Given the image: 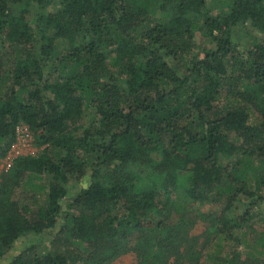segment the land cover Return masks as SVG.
<instances>
[{
	"label": "trees",
	"instance_id": "1",
	"mask_svg": "<svg viewBox=\"0 0 264 264\" xmlns=\"http://www.w3.org/2000/svg\"><path fill=\"white\" fill-rule=\"evenodd\" d=\"M211 2L0 0V160L20 124L46 146L1 176L0 264H114L131 253L136 264H203L188 203L223 205L208 217L216 242L254 230L264 38L244 46L241 29L264 35V0ZM198 30L213 48L197 50ZM89 171L65 211L71 181ZM242 197L247 208L231 218Z\"/></svg>",
	"mask_w": 264,
	"mask_h": 264
},
{
	"label": "rangeland",
	"instance_id": "2",
	"mask_svg": "<svg viewBox=\"0 0 264 264\" xmlns=\"http://www.w3.org/2000/svg\"><path fill=\"white\" fill-rule=\"evenodd\" d=\"M210 6L212 5L211 0H209ZM212 7V6H211ZM241 42L244 44V46L251 47L253 42L255 40L261 41V39L264 38V35L260 33L257 29L252 27L250 24L242 27L241 29ZM193 43L197 50H207L211 49L215 46L214 43H212L209 39L205 38L203 33L201 31L195 32V37L193 40ZM259 121V118L255 113H252L250 118V123L252 125L257 124ZM22 124L18 125L21 126ZM18 127L16 128L17 136L16 140L12 144L9 152L7 155L0 160V179L3 174H7L13 167L14 162L19 157H26V156H33L38 157L44 150L46 146H40L36 140V137L34 136L33 132L31 131L29 137H23L19 135ZM20 131V130H19ZM34 153V154H33ZM9 164H12V167L9 168ZM90 175L91 171L88 172V175L82 180L81 183L73 182L71 181L69 185V198H67V201L63 203L64 210H68V204L70 202V199L77 196L83 188H86L89 185L90 182ZM30 190V189H28ZM24 195L23 191H19L17 194V197H20ZM241 203L238 202L235 204V206L231 207L228 215L233 217H242V212L245 208H247L248 201L244 200V197L241 198ZM244 200V201H243ZM36 206L33 205V208ZM187 208L189 211L193 212L196 215H199V217L195 220V225L192 227L191 230V236L192 237H198V241L200 243L199 248L201 249L204 247V258H203V264H221L220 259L224 258L226 256L231 257H237L239 262L242 264V262H245L248 258L251 260L254 257H258L260 259V262L257 264H264V254L260 255V250L262 245L257 241L258 237L261 235V232L264 231V216H261V213L258 214L257 222H254L253 220L251 222L252 227L254 230H245V235L238 238L239 231H236L235 229H232L230 232L235 233V235L227 236L226 234H223L222 240L220 242H216V232L219 233V223L215 225L212 222V219H209L208 217L214 216L213 218H218L222 215V204H199V203H188ZM264 212V211H263ZM200 213L205 214L204 216H201ZM197 217V216H196ZM261 218L262 222H261ZM232 224L230 227L233 228ZM229 228V229H231ZM59 231V226L57 229L52 232L51 236H48V238L45 240L44 243L45 246H48L50 243V240L53 238V235L56 234V232ZM32 242L33 244L40 243V237H36L34 239H25L18 242L13 251L11 252V255H16L19 253L23 247L26 245H30ZM45 246H40V250H44ZM264 249V248H263ZM137 263V256L133 253L125 255L121 257L119 260H117L114 264H136ZM188 264V262H184ZM5 264V263H4Z\"/></svg>",
	"mask_w": 264,
	"mask_h": 264
},
{
	"label": "built area",
	"instance_id": "3",
	"mask_svg": "<svg viewBox=\"0 0 264 264\" xmlns=\"http://www.w3.org/2000/svg\"><path fill=\"white\" fill-rule=\"evenodd\" d=\"M18 132H19V135L20 136H23V137H26L27 136V137H29V135L31 133V130H30V128L27 125L22 124L21 126L18 127ZM11 167H12V164L11 165L9 164V168H11Z\"/></svg>",
	"mask_w": 264,
	"mask_h": 264
}]
</instances>
